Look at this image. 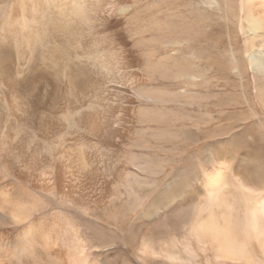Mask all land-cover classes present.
I'll return each mask as SVG.
<instances>
[{"label": "bare ground", "instance_id": "6f19581e", "mask_svg": "<svg viewBox=\"0 0 264 264\" xmlns=\"http://www.w3.org/2000/svg\"><path fill=\"white\" fill-rule=\"evenodd\" d=\"M228 90L264 164V0H0V264L226 258L261 177L222 161L198 191L188 168L164 180L194 143L193 98ZM213 188L230 195L194 208Z\"/></svg>", "mask_w": 264, "mask_h": 264}, {"label": "rangeland", "instance_id": "374dc122", "mask_svg": "<svg viewBox=\"0 0 264 264\" xmlns=\"http://www.w3.org/2000/svg\"><path fill=\"white\" fill-rule=\"evenodd\" d=\"M208 42V40H204V44L209 46L210 43ZM224 46L228 47L227 40H224ZM158 85L161 87H166L168 83L161 82ZM172 88L173 87L169 85V89L171 90ZM216 93L221 94L217 96L216 99H214V103L218 105L217 107H213L208 104V101L206 100H211L210 98L205 99L204 102L202 101L201 105L198 104V101L201 97L195 96L193 98L195 104L190 109V119H192L190 121L191 127L189 126V128L194 143L192 144L191 148H189L188 155H182L180 157L177 156L176 163H174V168L168 170L167 172V174H169L167 180H164L165 183L170 182L174 174L182 172L185 168H188L190 173L193 174L195 180L198 177V180L194 181V185H196H193L194 191L195 189L198 191V188L201 187L200 177L203 172L207 174L216 168L223 169V166L221 165L222 161L226 162V165L230 166L232 170L236 171L237 173L239 172V177L249 180L250 183L253 181L255 182L257 178L260 179L262 174L261 172H264V164H258L257 148L252 140L255 130L252 128L254 121L250 122L249 124H242L239 122V116L247 111V107L241 104L235 107L229 106L231 100H234L235 96L239 95L238 90L237 92H235V90H228L226 92L221 91L220 93ZM255 103L258 104L257 102ZM164 107L166 109L172 108V104H166ZM257 109L260 112L261 117H263L264 112L259 109V107H257ZM177 126V129H182L184 124L183 122H180L177 124ZM260 143V147L264 148V138L261 139ZM166 148L170 149L171 147L167 146ZM161 157L163 158L164 154L161 153ZM165 158L167 159V157ZM261 180L264 181L262 178ZM38 202L39 204H42L40 201ZM165 217L166 216H161L159 218V216H156L148 220L147 225H152L157 220V225L159 226L170 224L171 221L165 219ZM96 229L98 233H101L103 236L107 237L111 236L112 238H115L119 234L114 224H111L110 227L98 225ZM132 230L133 224L127 227L125 234H130ZM88 231L91 235L88 233ZM85 232L87 234V239L95 241L96 237L90 232V230L85 229ZM123 250L124 248H120L121 252L125 251ZM126 256L128 257V255ZM130 261L131 264H139L133 259Z\"/></svg>", "mask_w": 264, "mask_h": 264}, {"label": "clouds", "instance_id": "9594fccd", "mask_svg": "<svg viewBox=\"0 0 264 264\" xmlns=\"http://www.w3.org/2000/svg\"><path fill=\"white\" fill-rule=\"evenodd\" d=\"M228 197L227 188L221 192L213 188L206 192L193 207L208 201L215 196ZM235 210V209H233ZM231 251L226 258L214 260L212 264H264V207L251 210L243 231L235 234L230 241ZM256 249L260 250L261 256L256 255ZM233 251L236 255H233Z\"/></svg>", "mask_w": 264, "mask_h": 264}, {"label": "snow or ice", "instance_id": "6c2138e0", "mask_svg": "<svg viewBox=\"0 0 264 264\" xmlns=\"http://www.w3.org/2000/svg\"><path fill=\"white\" fill-rule=\"evenodd\" d=\"M261 178L264 179V172H262V174H261Z\"/></svg>", "mask_w": 264, "mask_h": 264}]
</instances>
